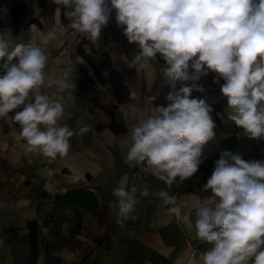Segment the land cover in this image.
<instances>
[{
  "label": "clouds",
  "instance_id": "clouds-1",
  "mask_svg": "<svg viewBox=\"0 0 264 264\" xmlns=\"http://www.w3.org/2000/svg\"><path fill=\"white\" fill-rule=\"evenodd\" d=\"M66 10L70 27L95 44L116 12V22L129 43L140 51L132 57L137 69L149 68L157 54L165 61L159 69L171 86L167 106L136 116L122 141L125 162L141 165L168 188L197 173L204 146L214 138L212 108L196 82L209 72L225 83L229 121L250 138H264V0H55ZM110 5V6H109ZM56 32L42 35L39 43H15L11 30L0 33V117L14 112L25 141V153L39 152L55 159L67 155L70 138L91 130L75 131L59 121L64 115L62 94L75 87L69 71L59 76L48 68L47 46ZM80 61V57H79ZM192 70L191 73L189 70ZM192 81L191 85L185 82ZM180 82L179 89L176 88ZM134 95V94H133ZM151 103L155 97L148 98ZM19 109V111H16ZM208 201L198 208L195 221L183 217L195 238L209 245L188 264H264V161H245L239 154L223 152L204 185ZM147 186L117 185V223L135 219L132 213ZM165 204L175 197L156 193ZM169 213H179L172 207ZM65 227H67L65 225Z\"/></svg>",
  "mask_w": 264,
  "mask_h": 264
},
{
  "label": "crops",
  "instance_id": "crops-1",
  "mask_svg": "<svg viewBox=\"0 0 264 264\" xmlns=\"http://www.w3.org/2000/svg\"><path fill=\"white\" fill-rule=\"evenodd\" d=\"M49 1L16 0L27 11L15 22L12 2L0 0V33L8 30L3 21L14 24L15 43L32 39L39 43L42 35L56 32V39L46 48L48 68L55 76L68 70L75 85L62 94L64 115L59 123L77 132L83 125L91 130L70 138L67 155L50 159L39 152L25 153L19 124L11 117L0 118V264H188L195 233L183 217L194 222L198 208L208 201L211 193L204 191V185L215 161L225 151L244 160L264 161V138H250L228 120V98L220 91L225 81L209 72L196 82L204 91L192 93V98L204 99L212 108L216 125L214 138L203 148L197 173L183 183L177 179L171 188L143 171L132 181L131 173L142 166L125 162L122 141L136 123L134 112L146 116L152 106H167L166 96L172 89L159 72L165 61L157 54L149 68L133 67L132 57L140 49L123 35L114 9L93 44L69 26V19L62 20L61 6L41 16L42 4ZM91 49L109 54L127 87L125 100L117 102L111 86L95 78L83 57ZM180 86L178 82L176 88ZM150 97H155L152 103ZM112 105L119 130L109 126L111 116L105 106ZM121 182L128 188L147 186L150 191L147 197L137 193L135 219L122 225L117 223V198L112 195ZM159 191L175 197V203L165 204L156 195ZM172 207L179 213L170 214ZM208 247L203 243L194 252L198 255Z\"/></svg>",
  "mask_w": 264,
  "mask_h": 264
},
{
  "label": "trees",
  "instance_id": "trees-1",
  "mask_svg": "<svg viewBox=\"0 0 264 264\" xmlns=\"http://www.w3.org/2000/svg\"><path fill=\"white\" fill-rule=\"evenodd\" d=\"M11 1L13 6L11 10V14L13 20L18 21L23 15L26 14V8L23 5H17L16 0H8ZM61 6L62 10V20H65L64 12L65 8L62 5H58L55 3V0H50L47 3H43L40 10V15L45 16L52 13L55 7ZM31 18L29 19V21ZM82 41H85V38H82ZM83 57L89 64L92 69V72L95 78L102 84H108L111 86L112 91L114 93L115 99L117 102L123 101L128 97L127 87L125 86L122 77L120 76L118 70L114 68L111 64V60L109 54L102 49H91L88 54L83 53ZM218 106H221L220 104ZM105 109L111 116L109 126L114 130H119L120 127L117 125L116 121L113 118L115 105L105 106ZM34 250V246L32 247Z\"/></svg>",
  "mask_w": 264,
  "mask_h": 264
},
{
  "label": "built area",
  "instance_id": "built-area-1",
  "mask_svg": "<svg viewBox=\"0 0 264 264\" xmlns=\"http://www.w3.org/2000/svg\"><path fill=\"white\" fill-rule=\"evenodd\" d=\"M2 26L4 28L10 29V30L14 28V24L12 22H8V21H3L2 22ZM200 82H203V80H201ZM16 111H19V109H17ZM9 117L14 119V112L13 113H9L6 117H0V118L4 120V119L9 118ZM245 161H252V160H245ZM141 172H142L141 170H134L131 173V180L133 181L135 178L139 177L141 175ZM93 190L95 192H97L96 188H93ZM47 206H50V203H47ZM48 225H49V227H53L54 226V222L50 221ZM202 244H203L202 242H200L199 240H197L194 237V239L189 244L190 250L192 252H194Z\"/></svg>",
  "mask_w": 264,
  "mask_h": 264
}]
</instances>
